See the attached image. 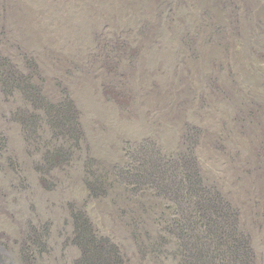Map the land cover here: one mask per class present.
Here are the masks:
<instances>
[{
    "label": "rangeland",
    "instance_id": "obj_1",
    "mask_svg": "<svg viewBox=\"0 0 264 264\" xmlns=\"http://www.w3.org/2000/svg\"><path fill=\"white\" fill-rule=\"evenodd\" d=\"M92 261L264 264V0H0V264Z\"/></svg>",
    "mask_w": 264,
    "mask_h": 264
},
{
    "label": "trees",
    "instance_id": "obj_2",
    "mask_svg": "<svg viewBox=\"0 0 264 264\" xmlns=\"http://www.w3.org/2000/svg\"><path fill=\"white\" fill-rule=\"evenodd\" d=\"M100 252H102V250H100ZM92 264H96L94 261L91 262ZM215 264V263H214Z\"/></svg>",
    "mask_w": 264,
    "mask_h": 264
}]
</instances>
